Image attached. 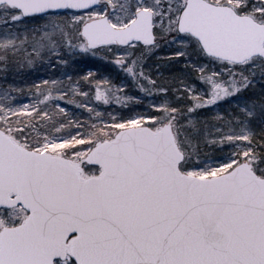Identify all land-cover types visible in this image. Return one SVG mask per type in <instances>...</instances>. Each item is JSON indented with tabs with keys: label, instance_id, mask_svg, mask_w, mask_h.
Wrapping results in <instances>:
<instances>
[{
	"label": "snow or ice",
	"instance_id": "obj_1",
	"mask_svg": "<svg viewBox=\"0 0 264 264\" xmlns=\"http://www.w3.org/2000/svg\"><path fill=\"white\" fill-rule=\"evenodd\" d=\"M0 264H264V0H0Z\"/></svg>",
	"mask_w": 264,
	"mask_h": 264
},
{
	"label": "trees",
	"instance_id": "obj_2",
	"mask_svg": "<svg viewBox=\"0 0 264 264\" xmlns=\"http://www.w3.org/2000/svg\"><path fill=\"white\" fill-rule=\"evenodd\" d=\"M82 70L86 71L87 68L84 67V65L79 66ZM49 71V70H48ZM105 72L110 71V69H104ZM48 72H45L42 69L34 70V76L35 77H44L47 75ZM49 74V73H48Z\"/></svg>",
	"mask_w": 264,
	"mask_h": 264
},
{
	"label": "rangeland",
	"instance_id": "obj_3",
	"mask_svg": "<svg viewBox=\"0 0 264 264\" xmlns=\"http://www.w3.org/2000/svg\"><path fill=\"white\" fill-rule=\"evenodd\" d=\"M48 73H49V74H48ZM48 73H47V75H50V74H52V70H51V69H49ZM57 74H58V73H57Z\"/></svg>",
	"mask_w": 264,
	"mask_h": 264
}]
</instances>
